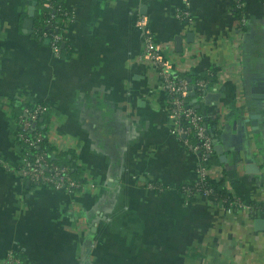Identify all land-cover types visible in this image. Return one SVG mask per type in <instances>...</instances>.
<instances>
[{
	"label": "crops",
	"instance_id": "1",
	"mask_svg": "<svg viewBox=\"0 0 264 264\" xmlns=\"http://www.w3.org/2000/svg\"><path fill=\"white\" fill-rule=\"evenodd\" d=\"M41 0H0V264H264V215L228 213L186 199L196 157L170 133L156 70L139 61L138 16L175 74L217 69L218 97L197 107L223 149L225 187L244 203L264 198V0H61L69 55L23 27ZM187 5V6H186ZM187 8L190 22L177 18ZM33 18V21H34ZM191 35V37H189ZM180 40L179 48L177 40ZM50 110L48 131L71 147L85 183L66 194L15 171V119L26 104ZM215 144V143H214ZM164 187L161 194L145 184Z\"/></svg>",
	"mask_w": 264,
	"mask_h": 264
},
{
	"label": "built area",
	"instance_id": "2",
	"mask_svg": "<svg viewBox=\"0 0 264 264\" xmlns=\"http://www.w3.org/2000/svg\"><path fill=\"white\" fill-rule=\"evenodd\" d=\"M246 0H234V9L239 13L237 17V31L246 26L244 16ZM58 0H41L40 9L47 11L50 16L42 24V30L35 27L34 33L40 35L42 39L48 40L49 47L56 57L61 56V46L66 45L65 31L62 21L67 24L71 21L68 13L61 8H56ZM187 6V5H186ZM177 18L184 22H190V14L185 8L179 11ZM136 29L141 33L143 50L138 59L147 62L152 66L161 81V90L167 99L166 113L170 123V133L178 138L182 144L196 157L195 181L190 185H183L179 191L186 199L207 198L214 196L213 189L208 187L210 181L218 182L224 178L221 168L218 165H209L208 159L214 154L213 135L205 126L204 117L199 114L194 106L204 102L208 94L216 91V85L212 89H207L208 82L200 80L195 84L194 90L184 78H178L165 57V48L162 44L155 42L151 31L148 28L147 18L138 16ZM197 92L199 97L189 99L191 92ZM50 115V110L42 104L24 105L18 117L15 119L17 128V138L25 146V152L21 156L20 163L16 169L7 168L14 172L23 180L40 187H50V189L66 194L82 192L85 183L79 179H74L66 166L54 164L49 160V156L70 152L71 147L65 140L57 138L49 131L46 136L37 130V125L43 122L44 116ZM42 122L39 123V120ZM35 125V126H34ZM19 130V131H18ZM46 141L52 151L48 154L45 151L31 152ZM146 190L157 194L164 192V187L156 184H145ZM224 188L225 183H224ZM227 190V189H226ZM228 191V190H227ZM229 194H231L228 191ZM217 204L222 205L228 213L245 210L250 215H264V198L261 204H246L239 198L231 194L229 198L215 199ZM4 264H22L19 255L9 253Z\"/></svg>",
	"mask_w": 264,
	"mask_h": 264
},
{
	"label": "trees",
	"instance_id": "3",
	"mask_svg": "<svg viewBox=\"0 0 264 264\" xmlns=\"http://www.w3.org/2000/svg\"><path fill=\"white\" fill-rule=\"evenodd\" d=\"M56 8H61L63 9V5L61 4V0H58L56 6ZM50 14L45 11L44 9H39L37 15L34 18V22H35V27L38 28V30H42V24L43 22L49 18ZM236 16H239V13L236 11ZM62 26L64 28V31H66V28L68 26L67 22L65 21V19L62 21ZM65 35V34H64ZM38 38H40V35H36ZM61 54L66 53V55H69L71 50L69 51L67 48V43L66 45L61 46ZM217 69H211L209 71L200 73V74H190V73H184V74H176L175 76L178 78H184L190 85V87L192 88V90H194L195 84L197 82H199L200 80H204L206 82H208L207 85V89H212L213 86L216 84L217 82ZM199 95L198 93L195 91L193 92V96L188 97L189 99H193V98H198ZM202 104V103H201ZM44 105V104H42ZM195 110L200 113L199 108H196L194 106ZM21 109V108H20ZM20 113V112H19ZM18 113V115H19ZM17 115V117H18ZM49 120V115H45L43 122L41 124L37 125V130H39L43 136L47 135L48 132V126L46 125L47 122ZM205 122V119H204ZM206 125V123H205ZM19 131V130H18ZM15 141L17 146L19 147L20 151H21V156L24 154L25 152V146L22 144V142H20L17 138V132L15 133ZM35 151H45L46 153H50L52 151L51 148H49V145L46 143V141L44 140V142H42V144L37 147L32 149L31 152H35ZM70 152L68 153H63V154H59L57 156H49V160L54 163V164H58V165H62V166H66L69 169V173L70 175L74 178L79 180L80 176L78 175L77 171L73 170V165H71L72 159H70ZM216 157H215V153L208 159V164L209 165H218V163L216 162ZM224 183H225V179H221L218 182H214V181H210L208 183V187H210L211 189H213L214 193H215V197L211 196L209 198H207V201H209L210 203H217V201L215 200L217 198L218 199H223V198H229L231 197V194L228 193V191L224 188ZM45 188H50V187H45ZM55 191V190H54ZM59 192V191H57ZM77 193V192H75Z\"/></svg>",
	"mask_w": 264,
	"mask_h": 264
},
{
	"label": "water",
	"instance_id": "4",
	"mask_svg": "<svg viewBox=\"0 0 264 264\" xmlns=\"http://www.w3.org/2000/svg\"><path fill=\"white\" fill-rule=\"evenodd\" d=\"M35 2L32 3V5L29 7L28 9V13H27V18L24 20L23 22V27L25 30H28L29 33H31L32 31V27H33V18H34V14H35ZM189 37H191V35H189ZM177 40V47L179 48V45H180V40L176 39ZM48 42V40H47ZM192 89V88H191ZM190 96H193V92L190 93ZM218 97V95L216 94H208L204 101L205 103H209L210 101L212 100H215L216 98ZM196 108L197 105H195ZM42 122V119L39 120V123ZM35 126V125H34ZM214 153L216 155L219 156V160H220V163H223L225 158H224V155H223V149L220 145H217L216 142L214 141ZM255 225H256V229L259 230V231H263L264 230V220H260V219H257L255 221Z\"/></svg>",
	"mask_w": 264,
	"mask_h": 264
}]
</instances>
